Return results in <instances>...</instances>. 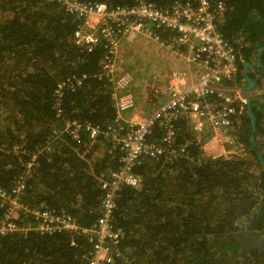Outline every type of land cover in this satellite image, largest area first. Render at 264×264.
Here are the masks:
<instances>
[{"label": "trees", "instance_id": "obj_1", "mask_svg": "<svg viewBox=\"0 0 264 264\" xmlns=\"http://www.w3.org/2000/svg\"><path fill=\"white\" fill-rule=\"evenodd\" d=\"M80 1L111 8L136 3ZM147 1L167 6L190 0ZM223 1L226 10L218 27L237 54L234 83L246 85L245 72L257 83L250 92L255 132L245 103L237 104L242 112L232 124L246 157L210 156L204 144L212 134L203 132L198 139L189 121H179L176 146L188 142L187 155L172 163L144 157L134 168L141 184L123 186L113 213V224L124 233V257L107 264H264V0ZM77 23L76 16L50 0H0L3 187L9 188L23 169L13 146L41 150L53 130L64 128L66 121H88L101 128L115 121L110 85L98 77L86 79L75 91L64 89L63 112L56 115L58 85L72 76L99 73L106 54L102 44L89 51L74 43ZM158 33L164 43L179 35L174 30ZM183 68L182 62L179 69ZM162 136L156 125L148 138L156 142ZM22 159L26 162L29 157ZM37 162L25 202L33 208L44 203L64 209L80 228L95 224L104 195L101 180L120 165L111 145L101 135L91 139L83 130L78 140L68 135L51 140L50 151L42 152ZM91 250L92 244L79 230L15 232L0 241V264H88Z\"/></svg>", "mask_w": 264, "mask_h": 264}, {"label": "built area", "instance_id": "obj_2", "mask_svg": "<svg viewBox=\"0 0 264 264\" xmlns=\"http://www.w3.org/2000/svg\"><path fill=\"white\" fill-rule=\"evenodd\" d=\"M63 10L76 16L77 27L73 40L78 47L91 51L102 44L106 54L97 74L85 73L81 77L66 78L58 85L56 115L60 116L64 89L75 91L90 77L104 79L110 85V98L116 108L115 121L106 128L90 122L66 121L61 130L54 129L51 138L41 150L31 152L17 145L12 151L23 165L9 188L0 185V241L15 232L36 231L52 234L61 231H81L92 244L88 264H107L123 258L121 249L123 231L113 224L116 199L123 186L138 188L141 177L133 173L144 157L163 159L172 163L187 155L188 142L176 146L179 121H189L191 131L198 139L206 127L221 134L233 124L241 110L238 103L243 95L235 87L237 54L223 37L218 24L226 10L223 0L174 1L159 6L147 0H136L128 7H109L106 3L82 2L80 0H50ZM160 30L178 32L177 37L162 41ZM145 36L172 50L185 68L171 72L167 85V98L157 110L143 121L126 119L133 111L136 98L130 91L133 76L127 69L118 67L117 57L121 43L136 36ZM192 65L194 74L191 73ZM160 126L163 136L160 141H150L148 136L154 126ZM91 139L102 136L118 154L119 168L111 169L101 180L104 192L101 216L90 228H80L74 217L64 209L49 208L44 203L30 207L24 200L27 182L34 175L37 158L50 151V141L68 135L78 140L81 131ZM22 155L29 159L24 162Z\"/></svg>", "mask_w": 264, "mask_h": 264}, {"label": "rangeland", "instance_id": "obj_3", "mask_svg": "<svg viewBox=\"0 0 264 264\" xmlns=\"http://www.w3.org/2000/svg\"><path fill=\"white\" fill-rule=\"evenodd\" d=\"M124 41L127 46L121 47L118 51V67L127 69L132 74L135 84L136 80H138L141 87H144L143 93H145L146 98L144 102L150 103L151 100V105L156 106L154 102L164 97V91L167 92L169 75L173 70L179 69L182 62L172 50L148 37L139 35L131 40L125 39ZM163 85L164 91L161 88H156ZM244 88L245 86L239 89L241 95L245 93ZM136 103L138 104L137 98ZM233 126L226 134H219L222 136L218 140L213 141L215 147L211 148V150L207 147L210 153L206 151L210 156L218 157V155L222 154L220 156L223 157H246L242 152H238L237 147H239V144L233 135ZM204 131L211 133V129L207 127L204 128Z\"/></svg>", "mask_w": 264, "mask_h": 264}, {"label": "crops", "instance_id": "obj_4", "mask_svg": "<svg viewBox=\"0 0 264 264\" xmlns=\"http://www.w3.org/2000/svg\"><path fill=\"white\" fill-rule=\"evenodd\" d=\"M124 42L125 41H123L121 43L120 48L127 46V44ZM243 86H245V85L243 84ZM163 87H164V85L161 87H156V88H161L163 90ZM130 91L133 93L135 98L138 99V104L133 111H131L129 114L124 115V117L128 120H130V119L139 120V121L145 120L146 118L151 116L152 112L155 110V108H157L159 106V104L162 103L167 98V92L163 90L164 91V97L159 98L157 100V102H154L157 107L155 105H151V103H152L151 100H150V103L144 102L146 100L145 93H143L144 87H141V84L138 82V80H136V84H135V81H133L132 85L130 86ZM140 91H141V93H140ZM156 92H158V91H156ZM157 103H158V105H157ZM210 134H212V132ZM221 136L222 135L212 134L210 136V138L207 140V142H205L206 144H205L204 149L207 150V147H208L209 150H211V148L215 147V144L213 143V141L218 140ZM237 148H238V152H240L241 147L239 146Z\"/></svg>", "mask_w": 264, "mask_h": 264}, {"label": "water", "instance_id": "obj_5", "mask_svg": "<svg viewBox=\"0 0 264 264\" xmlns=\"http://www.w3.org/2000/svg\"><path fill=\"white\" fill-rule=\"evenodd\" d=\"M245 67H248L250 66V64H245L244 65ZM245 75V79H246V85H245V103H246V108H247V111H248V114L250 116V127H251V132L252 134L255 132V122H256V119H255V116L254 114L251 112V108H250V91L253 90L256 86V81L253 80V79H250L246 72L244 73ZM251 141L253 142V136H251Z\"/></svg>", "mask_w": 264, "mask_h": 264}, {"label": "clouds", "instance_id": "obj_6", "mask_svg": "<svg viewBox=\"0 0 264 264\" xmlns=\"http://www.w3.org/2000/svg\"><path fill=\"white\" fill-rule=\"evenodd\" d=\"M234 84H235V83H234ZM235 87H236V85H235ZM236 88L239 90V89L241 88V86H237ZM244 89H245V88H244ZM253 90H254V89H253ZM253 90H251V91H253ZM244 91H245V90H244ZM251 91H250V92H251ZM243 100H244V102H241L242 104L245 103V93H244V95H243ZM160 104H161V103H160ZM245 104H246V103H245ZM241 112H242V110H241ZM241 112H240V113H241ZM240 113H239L238 115H240ZM238 115H237V116H238ZM235 117H236V116H235ZM233 122H234V121H233ZM205 125H206L207 128H210V129H211L212 134H215L210 126H208L206 123H205ZM231 127H232V125L227 129V131H228ZM227 131L222 132L221 134H226ZM204 132H206V131H204ZM232 142H233V141H232ZM233 143H234V142H233ZM237 143H238V142H237ZM205 144H206V143H205ZM205 144H204V145H205ZM238 144H239V143H238ZM239 146H240V145H239ZM240 147H241V146H240ZM240 152H242L244 155H246L245 152H244V150L242 149V147H241V151H240ZM220 155H221V154H220ZM220 155H218V157H223V156H220ZM242 157H244V156H242ZM227 158H228V157H227Z\"/></svg>", "mask_w": 264, "mask_h": 264}]
</instances>
